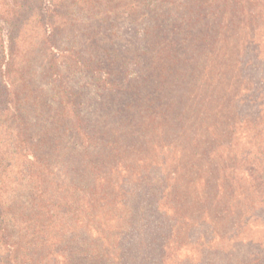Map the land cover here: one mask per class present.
<instances>
[{
	"label": "trees",
	"instance_id": "16d2710c",
	"mask_svg": "<svg viewBox=\"0 0 264 264\" xmlns=\"http://www.w3.org/2000/svg\"><path fill=\"white\" fill-rule=\"evenodd\" d=\"M0 2V264H163L193 228L255 264L227 246L264 223V0Z\"/></svg>",
	"mask_w": 264,
	"mask_h": 264
},
{
	"label": "rangeland",
	"instance_id": "374dc122",
	"mask_svg": "<svg viewBox=\"0 0 264 264\" xmlns=\"http://www.w3.org/2000/svg\"><path fill=\"white\" fill-rule=\"evenodd\" d=\"M1 8H2V4L0 2V10ZM28 19L25 21L24 24H20L22 30L19 37V45L23 48L25 52L20 57V60H23V58L30 55L32 57V55L36 53V49H37L36 48V44L38 41V33L36 34V31H38L37 21L34 16L33 17L31 16ZM122 27L123 29L119 33L122 34V36L125 39L119 43L111 45L110 47L113 48L114 53L122 54L123 56L125 53L126 55H129L128 56L129 58L132 59L131 61L126 63V65L123 66L124 68V70L122 71L123 74L117 76V78H120L121 80H125L126 73L132 76L133 74L135 73L138 74V72H140L139 67L136 65L133 59L134 54L131 53L130 50L131 48H133L131 47L132 44L131 42L136 41V36H139L141 32H139L137 27L133 26L132 24L131 25L123 24ZM257 63H258L257 70L261 74L264 73V58H260ZM90 85H91L90 89L95 90L94 87L96 85H94L91 82ZM93 94L94 95L99 94V96H96L95 98L99 97L102 101L107 100V98H108L107 102L108 101L113 102L115 100H118L117 95L113 97L111 94L110 96H107V94L105 95V97L101 96L99 90ZM229 229L230 227L228 225H222L220 235H223L224 232L225 233L228 232ZM239 234L240 235L238 238L245 239L244 242H239L241 241L239 239H233L235 242H232L228 246H227V241H224L223 243L227 247L231 246L232 244H245V246L239 248L240 250H238L235 253L238 256H240V258L245 262L253 261L255 262V264H264V223H259V224L255 223V227L254 226L248 228L243 227L240 229ZM197 235H195V228H193V230H191L189 233L177 231L175 232V235L174 234L165 235V242L167 243V245L165 247V250L161 252V254L164 256L163 264H207V261L211 256V252L206 251L208 248L201 247L200 244L205 243V241L208 240L209 238L205 237V239H201V240L197 238V243H195V237H197ZM211 244L214 245L215 243L212 242Z\"/></svg>",
	"mask_w": 264,
	"mask_h": 264
}]
</instances>
